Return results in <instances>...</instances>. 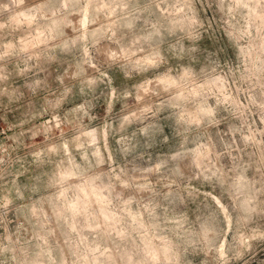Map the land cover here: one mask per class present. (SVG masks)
Returning <instances> with one entry per match:
<instances>
[{
    "label": "rangeland",
    "instance_id": "obj_1",
    "mask_svg": "<svg viewBox=\"0 0 264 264\" xmlns=\"http://www.w3.org/2000/svg\"><path fill=\"white\" fill-rule=\"evenodd\" d=\"M0 264H264V0H0Z\"/></svg>",
    "mask_w": 264,
    "mask_h": 264
},
{
    "label": "bare ground",
    "instance_id": "obj_2",
    "mask_svg": "<svg viewBox=\"0 0 264 264\" xmlns=\"http://www.w3.org/2000/svg\"><path fill=\"white\" fill-rule=\"evenodd\" d=\"M86 24V23H85Z\"/></svg>",
    "mask_w": 264,
    "mask_h": 264
}]
</instances>
